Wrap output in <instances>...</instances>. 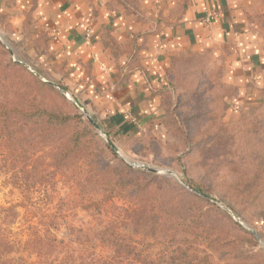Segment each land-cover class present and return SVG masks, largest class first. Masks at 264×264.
I'll return each instance as SVG.
<instances>
[{
    "label": "rangeland",
    "instance_id": "374dc122",
    "mask_svg": "<svg viewBox=\"0 0 264 264\" xmlns=\"http://www.w3.org/2000/svg\"><path fill=\"white\" fill-rule=\"evenodd\" d=\"M259 13H264V0ZM258 27L264 33V29ZM14 32L11 18L0 14V40L10 53L8 58L28 66L41 81L48 82L56 93H60L56 86L59 76L54 72L55 68L52 69L46 60L31 54L24 39L17 37ZM208 61L192 55L175 64L172 71L173 81H185L188 86H184L188 91L183 115L198 116L188 126V142H184L173 126L169 132H162L159 137L153 134L150 139L139 135L127 140L117 135L111 137L117 147L118 157L127 165L141 172H148L149 168L157 170L155 175L160 180L151 187L150 200L153 206H161L174 217L196 221L199 228L196 234L204 229L203 234L208 238L235 240L246 236L249 238L245 231L253 232L258 244L251 251L258 254L260 250L264 252V185L259 187L260 192L258 190L253 195H244L242 190L246 183H250L248 185L252 188L260 185L248 179L253 180L256 171L264 168V87L258 90L254 103L247 104L238 115H232L231 98L236 93L232 89L225 91L220 87L219 68L211 66ZM14 80L6 84L9 98H14L17 103L20 99L17 96L24 89L17 87ZM7 89L2 87L1 92ZM32 94L35 96V91ZM197 95L202 96L204 104L195 102ZM42 98L36 97L41 105L69 115L76 113L72 105L75 102L73 94L65 100L52 92H46ZM3 99L1 95L0 101ZM81 113L87 120L90 117L95 123L102 122L101 117L88 109ZM214 120L217 122L214 123ZM99 126L100 130L95 128L97 138L109 144L105 127L102 124ZM154 137L159 140L149 143L148 150L142 147L141 140L149 141ZM7 151L0 142V264H58L57 260L70 247L76 248V239L71 230L98 233L102 230L100 222L105 220L106 214L82 207L81 198L65 183H60L59 178V184L49 193L51 200L45 195H21L5 171L4 156L9 155ZM243 177H246L245 183H242ZM189 180L207 187L211 197L218 200L219 204L192 191L188 186ZM248 185L245 186L251 188ZM114 202L117 206L124 204L119 199ZM157 214L160 216L161 212L157 211ZM51 217H56V226L49 227V230L60 243L56 244L55 255L51 254L50 245L47 244L43 256L38 257L27 245L32 232L28 227L37 226L40 222L49 223ZM38 227L41 231L45 229L41 224ZM246 252L247 248L245 252L235 253L233 261H227V258H216V261L222 264L243 263L242 259L248 257L244 255Z\"/></svg>",
    "mask_w": 264,
    "mask_h": 264
},
{
    "label": "trees",
    "instance_id": "16d2710c",
    "mask_svg": "<svg viewBox=\"0 0 264 264\" xmlns=\"http://www.w3.org/2000/svg\"><path fill=\"white\" fill-rule=\"evenodd\" d=\"M252 19L264 29V13H256ZM8 55L7 47L0 40V96L4 97L0 101V142L9 152L4 156L8 179H13L14 187L23 196L31 193L35 197L45 195L51 200L49 193L59 184V178L60 183H65L81 198L82 207L106 214L105 220L100 222L102 230L98 233L71 230L76 239V248L70 247L57 260L58 264H222L216 258L233 261V255L245 252L246 248L248 252L244 255L248 257L242 259L243 263L226 264H264V252L260 250L257 254L251 251L258 244L255 233L245 231L249 238L246 236L235 240L208 238L203 234L204 229L196 234L199 229L196 221L174 217L161 206H153L151 187L160 178L150 171L134 170L118 157L109 144L97 138L94 124L81 113L87 110L86 107L63 78H56V86L60 90V93H56L52 85L41 81L28 66L9 59ZM172 71L168 74L171 85L162 93L166 116L161 125L164 134L173 126L184 142H188V126L198 116L183 115L188 91L184 86H188L185 81H173ZM218 73L220 79L221 70ZM13 78L17 87L24 89L17 96H20L17 103L14 98H9L6 84L12 83ZM2 87L7 89L3 93ZM46 92L65 100L69 98L64 92L73 94L75 102L72 105L76 113L69 115L39 104L36 97L43 99ZM194 100L199 105L205 103L201 95ZM96 124L105 127L109 141L114 144L111 136L115 135V131L107 121L102 119L101 123ZM146 139L141 143L147 150L149 143L159 140L157 137L149 141ZM256 172L254 179L248 181L260 185L252 188L248 185L250 183H246L251 188L244 185V195L261 191L259 187L264 185V168ZM243 179L242 183H245L246 177ZM188 186L204 198L211 197L207 187L196 181L189 180ZM115 199L124 204L117 206ZM157 211L161 212L160 216ZM55 220L56 217H51L49 223L40 222L37 226L28 227L32 232L27 245L38 257L43 256L47 244L50 245L51 254H56V244L60 242L49 230V227L55 228ZM40 224L44 231L39 229ZM240 230L243 229L240 227ZM236 242L239 243L236 245Z\"/></svg>",
    "mask_w": 264,
    "mask_h": 264
},
{
    "label": "crops",
    "instance_id": "0c3cea01",
    "mask_svg": "<svg viewBox=\"0 0 264 264\" xmlns=\"http://www.w3.org/2000/svg\"><path fill=\"white\" fill-rule=\"evenodd\" d=\"M209 9L220 17L206 26ZM261 9L262 0H0L31 54L125 140L164 133L168 74L191 55L221 70L220 87L236 93L232 115L254 103L264 87V33L252 19Z\"/></svg>",
    "mask_w": 264,
    "mask_h": 264
},
{
    "label": "built area",
    "instance_id": "2783aa9c",
    "mask_svg": "<svg viewBox=\"0 0 264 264\" xmlns=\"http://www.w3.org/2000/svg\"><path fill=\"white\" fill-rule=\"evenodd\" d=\"M220 17V11L215 9H209L206 11L203 23L206 26H211Z\"/></svg>",
    "mask_w": 264,
    "mask_h": 264
},
{
    "label": "water",
    "instance_id": "95a60500",
    "mask_svg": "<svg viewBox=\"0 0 264 264\" xmlns=\"http://www.w3.org/2000/svg\"><path fill=\"white\" fill-rule=\"evenodd\" d=\"M64 94L67 96V97H69L70 98V94L68 93V92H64ZM89 120L94 124V126H95V128L97 129V130H100V127L95 123V122H93V120L89 117ZM109 145L112 147V149H114L115 151H117V147L112 143V142H109ZM118 153V152H117ZM149 170L151 171V172H157V170L156 169H152V168H149ZM205 198L207 199V200H210V201H212V202H214V203H217V204H219V201L218 200H215L214 198H212V197H210V196H205Z\"/></svg>",
    "mask_w": 264,
    "mask_h": 264
}]
</instances>
